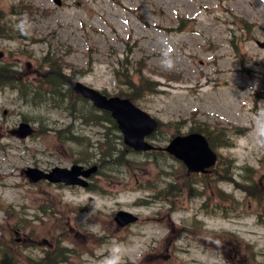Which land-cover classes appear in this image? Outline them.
Listing matches in <instances>:
<instances>
[{
	"label": "rangeland",
	"instance_id": "obj_1",
	"mask_svg": "<svg viewBox=\"0 0 264 264\" xmlns=\"http://www.w3.org/2000/svg\"><path fill=\"white\" fill-rule=\"evenodd\" d=\"M0 12V67L22 86L0 85V264H38L55 250L59 264H101L117 244L123 264H264V147L253 135L264 109L262 0H0ZM47 56L67 83L112 95L130 90L116 68L126 80L128 62L142 69L157 89L134 102L161 121L157 152L132 151L110 122L93 124L81 107L90 101L71 88L67 100H34ZM23 119L27 137L15 131ZM203 122L228 128L233 144L192 174L160 147ZM110 144L125 154L104 162L90 189L24 173L98 162ZM119 209L139 220L119 226Z\"/></svg>",
	"mask_w": 264,
	"mask_h": 264
},
{
	"label": "water",
	"instance_id": "obj_2",
	"mask_svg": "<svg viewBox=\"0 0 264 264\" xmlns=\"http://www.w3.org/2000/svg\"><path fill=\"white\" fill-rule=\"evenodd\" d=\"M257 41L260 46L264 47V41ZM71 86L74 91L90 98L95 106L111 111L112 116L117 121L118 128L123 132L125 142L129 146L139 151L153 148V145L145 137L157 130L158 120L156 118L135 105L129 98L103 94L98 89L79 80H73ZM31 131L32 127L29 122H22L17 130L21 136H27ZM164 149L170 151L177 158H181L190 171H204L207 167L216 163V151L210 147L207 137L198 132L176 135ZM97 169V165L85 169L81 164L75 163L70 168L54 166L51 171L29 166L25 172L34 181L44 177L51 181L87 186L88 182L85 178L96 172ZM137 218V214L135 215L125 209L118 210L115 214V220L120 226L135 222Z\"/></svg>",
	"mask_w": 264,
	"mask_h": 264
},
{
	"label": "trees",
	"instance_id": "obj_3",
	"mask_svg": "<svg viewBox=\"0 0 264 264\" xmlns=\"http://www.w3.org/2000/svg\"><path fill=\"white\" fill-rule=\"evenodd\" d=\"M25 8H22V11L19 12L18 10H16V12L20 15H24L26 14V12L24 11ZM17 14V15H18ZM3 20L2 16H1V12H0V21ZM46 61V58H44ZM47 61L49 66H48V71L46 72L47 77L40 81L39 83H37V93L36 95H33L32 97H34V100L39 99L40 101H44V100H49L52 99V97H55L58 94H62V96L64 97L65 100H67L70 96L68 94V91L70 89V82L67 83V79L68 77L65 75V73H63L62 69L60 68V65L58 68H56L58 66V62H55L54 59L51 56H47ZM123 64H126L124 62H122ZM127 65V64H126ZM125 70H129L131 71L130 75L131 79L130 80H126L128 78V75L126 74V72L121 69L120 67L116 68L115 71L117 72V77H119L120 79L122 78L124 80V82L127 84V86L130 88L129 91H122L120 90L118 94L122 95V96H128L129 98H132L134 100L136 94H142L143 91H154L157 89V85L155 81H152L150 78L146 77V74H144V72L142 71V69H138V71H135L134 69L131 70V68H129V62L127 65V68H125ZM13 69L9 66H1L0 67V85H10V86H14L16 87V89H20L22 90V86H20V79H16L15 77L12 78V73ZM87 71V69L83 70H79V72H81V74L85 73ZM137 72L138 76L137 78L132 77V74L134 75V73ZM71 81V80H70ZM67 88V91H65ZM38 89H43L46 93H42V91L38 90ZM65 89V90H63ZM149 92V91H148ZM21 95V91L19 92ZM79 97H81L80 95H78ZM82 98V97H81ZM84 101H88L87 99H83L82 102ZM89 103V102H88ZM81 107H83L82 109L85 110V108L87 109V107H89V111L91 114L95 115V117L98 116L97 120L92 119L93 124H98V122H110L114 128L117 129V125L116 122L114 120V118L111 116V113L108 111H98L97 107H94L92 104L89 103V106L86 105V103L84 105H81ZM101 123V124H102ZM161 124V122H160ZM197 126H192L191 130H196L199 132H204L205 135L209 138V141L211 143V146L213 148H215V146L217 145H221V146H230L233 144V141L231 140V133L230 130L228 128H221V127H214L212 128L211 125L207 124L206 122H203L202 124L198 123L196 124ZM235 133L238 134H242L246 131V128L241 127V126H237V128H235ZM65 131H69L71 134L68 135V139L69 140H75V135L74 131L71 129V127H65ZM174 135V134H173ZM119 138H121V136H119ZM111 144L109 145V148L106 151H103L101 153L100 156V160L98 161V165H100V169H99V174L100 173H105L102 171V167L104 162H113V161H119L122 158V154H125V150H121V152H119V150H117V152L113 151L115 150V147H111ZM126 150H129L128 148ZM89 160V158H87V160L85 162H87ZM220 162V160H219ZM218 162V163H219ZM229 163V161H227V163H223V165H227ZM251 177V176H250ZM249 189V188H248ZM52 254L49 256L47 255L46 257H44L43 260H40L38 262V264H59L62 262H65V260H63L61 257L64 255V252L61 254V252L58 253L57 250L55 251H51ZM51 252H49L48 254H50ZM47 253V251H46ZM61 254V255H60ZM57 256L55 259H52L53 257ZM33 260V259H32ZM30 260V261H32ZM15 264V263H14Z\"/></svg>",
	"mask_w": 264,
	"mask_h": 264
},
{
	"label": "clouds",
	"instance_id": "obj_4",
	"mask_svg": "<svg viewBox=\"0 0 264 264\" xmlns=\"http://www.w3.org/2000/svg\"><path fill=\"white\" fill-rule=\"evenodd\" d=\"M264 3V0H262ZM166 63L170 66L171 61H166ZM256 129L253 133L256 143L260 147H264V109L258 111L256 118ZM247 143V141H246ZM123 247L121 245H114L107 256L101 261V264H123Z\"/></svg>",
	"mask_w": 264,
	"mask_h": 264
}]
</instances>
